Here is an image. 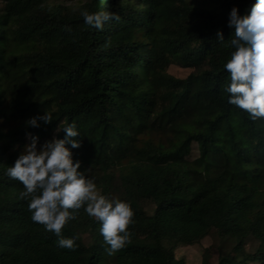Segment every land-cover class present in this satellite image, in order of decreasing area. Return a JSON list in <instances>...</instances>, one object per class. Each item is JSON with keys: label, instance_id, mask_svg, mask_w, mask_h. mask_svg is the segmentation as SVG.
Wrapping results in <instances>:
<instances>
[{"label": "trees", "instance_id": "16d2710c", "mask_svg": "<svg viewBox=\"0 0 264 264\" xmlns=\"http://www.w3.org/2000/svg\"><path fill=\"white\" fill-rule=\"evenodd\" d=\"M254 3L0 0V235L24 233L0 241V264H187L175 251L204 238L220 241L215 264H264V249L247 253L235 235L264 229V118L227 103L223 68L234 50L230 9L245 14ZM82 8L118 19L95 29ZM171 64L190 72L172 76ZM43 112L51 123L25 126ZM67 123L82 141L80 170L134 213L130 239L111 255L96 218L100 244H84L83 208L61 230L75 247H57L6 175L26 133L42 143L62 138Z\"/></svg>", "mask_w": 264, "mask_h": 264}, {"label": "clouds", "instance_id": "9594fccd", "mask_svg": "<svg viewBox=\"0 0 264 264\" xmlns=\"http://www.w3.org/2000/svg\"><path fill=\"white\" fill-rule=\"evenodd\" d=\"M80 15L86 25L95 29L118 19L115 13L104 10L90 12L82 8ZM227 27L234 32L227 41L234 50L223 64L229 76L224 89L227 103L245 111L252 120L264 118V0H255L245 14L233 6ZM216 37L218 42H225L220 30ZM51 121V116L43 112L27 119L25 126L39 128L41 122L47 125ZM60 131L64 133L62 138L53 135L42 143L36 135L26 133L29 142L14 163L6 167V175L24 186L20 195L27 199L31 220L57 237V247H75L77 237H65L61 230L83 208L99 222V233L111 255L130 239L129 225L134 215L131 205L103 194L94 177L86 175L88 168L80 170L81 161L74 160L73 153L82 144L76 139L80 134L75 123L56 130Z\"/></svg>", "mask_w": 264, "mask_h": 264}, {"label": "rangeland", "instance_id": "374dc122", "mask_svg": "<svg viewBox=\"0 0 264 264\" xmlns=\"http://www.w3.org/2000/svg\"><path fill=\"white\" fill-rule=\"evenodd\" d=\"M59 3H65L67 5H80L85 0H55ZM167 72L175 77H185L190 70L180 67L176 64H171ZM106 196V192H102ZM95 219L89 217L87 214L80 217L81 237L85 245L94 246L100 244L98 233L91 228V223ZM46 234L55 236L52 232L46 230ZM235 235L241 239L242 248L247 253H254L257 249H264V229H258L252 233L249 232H236ZM24 236L21 231H12L5 235H0V241L5 243H11L18 238ZM56 237V236H55ZM220 241L213 240L211 238H204L200 242L192 246L179 247L176 251V257L183 258L187 264H199L204 261L206 264H215L217 260V251L215 245ZM225 249H229L228 243H223Z\"/></svg>", "mask_w": 264, "mask_h": 264}]
</instances>
